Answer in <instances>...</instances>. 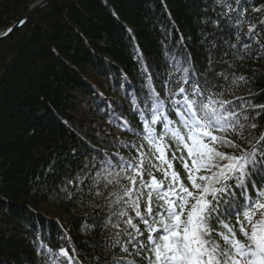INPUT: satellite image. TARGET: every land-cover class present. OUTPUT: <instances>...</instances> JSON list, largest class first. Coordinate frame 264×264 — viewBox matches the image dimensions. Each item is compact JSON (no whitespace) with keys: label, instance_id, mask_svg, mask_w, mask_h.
Returning a JSON list of instances; mask_svg holds the SVG:
<instances>
[{"label":"trees","instance_id":"1","mask_svg":"<svg viewBox=\"0 0 264 264\" xmlns=\"http://www.w3.org/2000/svg\"><path fill=\"white\" fill-rule=\"evenodd\" d=\"M38 1L0 0V33ZM185 73L184 87L197 82L249 116L243 138H230L254 143L264 132V109L254 111L264 105V0H51L0 42V264H67L57 254L73 249L78 264H141L105 226L120 206L104 169L136 155L155 98L178 120L168 100ZM172 164L184 180L179 158ZM249 171L258 191L264 169ZM233 192L221 210L243 203Z\"/></svg>","mask_w":264,"mask_h":264},{"label":"snow or ice","instance_id":"2","mask_svg":"<svg viewBox=\"0 0 264 264\" xmlns=\"http://www.w3.org/2000/svg\"><path fill=\"white\" fill-rule=\"evenodd\" d=\"M186 77L185 73L177 79L178 91L171 92L168 100L178 120H169L164 101L155 98L149 106L151 116L142 125L143 144L136 155L131 160L121 157L119 171H109L116 167L111 163L104 169L106 183L118 186L110 200L120 206L110 213L105 226L118 230L116 245L123 253L141 256V264H264V184L257 191L249 171L255 172L257 166L264 169V132L247 149L235 143L230 137L243 138L242 121L249 116L237 112L233 101L203 91L197 82L184 87L189 84ZM158 124L160 134L155 129ZM222 149L232 150L231 154ZM169 152L172 160L181 161L184 180L167 158ZM248 187L253 189L251 196ZM234 188L240 190L243 203L221 210V202L235 200ZM225 213L235 216L231 226L221 219H227ZM213 221L219 231L214 230ZM121 235L126 238L123 242ZM72 252L57 255L67 264H78Z\"/></svg>","mask_w":264,"mask_h":264},{"label":"water","instance_id":"3","mask_svg":"<svg viewBox=\"0 0 264 264\" xmlns=\"http://www.w3.org/2000/svg\"><path fill=\"white\" fill-rule=\"evenodd\" d=\"M51 0H40L31 5L26 13L11 27L0 33V42L11 37L16 31L20 30L27 22V20L38 10L47 6ZM9 29L12 31L9 32Z\"/></svg>","mask_w":264,"mask_h":264}]
</instances>
